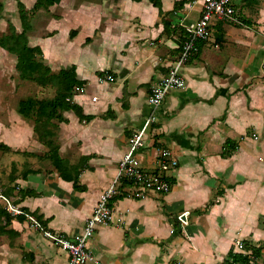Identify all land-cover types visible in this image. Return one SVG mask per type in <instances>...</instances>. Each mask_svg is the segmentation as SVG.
<instances>
[{
	"label": "crops",
	"instance_id": "1",
	"mask_svg": "<svg viewBox=\"0 0 264 264\" xmlns=\"http://www.w3.org/2000/svg\"><path fill=\"white\" fill-rule=\"evenodd\" d=\"M18 1L29 10L36 0H0V17L8 30L11 24L20 33ZM154 1L58 0L31 17L28 45L40 47L39 59L53 74L74 66L84 83L71 101L94 116L80 121L66 110L61 112L65 122L51 120L63 159L77 164L89 156L78 176L79 190L59 176L34 122L17 112L18 103L7 113L10 127L0 131V147H9L2 152L27 156L21 177L0 189V195L26 213L41 215L53 231L71 237L81 231L116 177L129 137L142 127L150 88L176 57L183 27L199 17L200 1L159 0L163 15ZM175 2H180L176 8ZM233 4L235 18L213 21L210 38L199 42L182 69L183 87L167 93L146 131L139 154L143 166H154L156 146L169 148L179 160L171 189L142 197L124 189L116 195L111 220L97 225L87 241L93 259L86 264H223L229 251L241 253L233 249L236 239L259 247L258 257L246 248L254 257L249 261L264 264V0ZM0 52L3 59L11 58L20 78L16 56L1 47ZM105 71L113 75L112 82L101 80ZM226 139L238 147L222 157ZM0 209H5L2 198ZM184 212L187 223L181 224L178 216ZM12 216L8 232L0 235V250L26 251L30 259L33 255L46 264H68L66 251L26 218Z\"/></svg>",
	"mask_w": 264,
	"mask_h": 264
},
{
	"label": "built area",
	"instance_id": "2",
	"mask_svg": "<svg viewBox=\"0 0 264 264\" xmlns=\"http://www.w3.org/2000/svg\"><path fill=\"white\" fill-rule=\"evenodd\" d=\"M200 1L201 9L199 17L193 23L183 27L184 33L181 35L178 43V53L176 57L167 66L166 74L150 88L147 96V105L149 113L142 125L128 139V149L119 160L117 166V175L110 185L100 194L97 203L83 225L81 231L71 237L64 233L53 231L44 227L42 223L31 213L24 212L21 208L14 206L5 197L0 195L5 202V209L10 214L24 215L28 223L39 231L52 244L64 250L68 254V264H86L93 259L87 250V241L93 235L95 228L99 224L107 223L111 220L112 207L111 200L124 189L126 192L142 197L148 193L165 194L172 185V173L178 167V158L173 152L165 146L155 147V163L149 168L141 164L139 154L141 153L146 131L156 121V111L161 105L167 93L172 89H179L184 85L182 69L189 57L197 51L199 41H206L211 36V26L214 20L224 21L235 18V8L233 0H197ZM264 70V59L261 63ZM102 81L112 82L113 75L105 71ZM81 87L75 86L74 92H78ZM95 99V97H93ZM186 214L178 216L181 224H186ZM233 249L248 255L252 260L251 251L245 247L242 239H236L233 243ZM94 264H104L99 260H94ZM169 264H184L181 260H174ZM223 264H237L232 260L224 261Z\"/></svg>",
	"mask_w": 264,
	"mask_h": 264
},
{
	"label": "trees",
	"instance_id": "3",
	"mask_svg": "<svg viewBox=\"0 0 264 264\" xmlns=\"http://www.w3.org/2000/svg\"><path fill=\"white\" fill-rule=\"evenodd\" d=\"M55 1L58 0H36L33 7L29 10H27L23 4L18 1V12L23 24V29L20 33H17L15 28L9 24V32L7 34L0 35V47L16 56V69L20 78L32 80L41 86H46L49 83L53 84V82L57 85V90L52 98L33 99L28 97L20 100L18 102L17 112L25 119H30L34 122V131L37 134L38 139L48 147V152L45 156L50 159L59 176L64 180L72 182L73 188L75 190H79L83 187L78 184V176L81 169L87 167L86 163L89 156L80 157L77 164H69L67 160L63 159L59 155L58 145L53 140L54 130H52L49 126L53 129L57 127L56 124L51 122L53 119L65 122L66 119L62 117L61 112L66 110H73L80 121L88 122L94 117L93 115L84 114L81 107L71 101L74 87H82L84 82L77 79L74 66L67 69H61L56 74L51 73L50 68L44 64L41 59H39L42 55L40 47L29 46L26 35L27 30L31 27L30 20L33 14L39 11L49 10V7ZM154 4L158 7L160 15H163L159 0H155ZM179 4L180 2H175L174 8H176ZM1 12L2 4L0 3V15ZM163 25L164 29H166L167 22L164 21ZM237 147L238 144L236 141L226 139L221 156H231ZM4 148L9 150V147L5 145ZM19 193H21V195H34V193L27 190H19ZM33 215L42 223L44 227H46V220H43L41 215ZM2 217L4 218L3 222ZM12 218L13 216L5 209H0V235L8 232L5 227ZM15 218L17 220L25 219L24 215H16ZM245 247L252 248L254 256L258 257L260 255L259 247H252L247 242H245ZM227 254V260H232L237 264H250L249 257L246 254L233 253L232 251H229Z\"/></svg>",
	"mask_w": 264,
	"mask_h": 264
},
{
	"label": "rangeland",
	"instance_id": "4",
	"mask_svg": "<svg viewBox=\"0 0 264 264\" xmlns=\"http://www.w3.org/2000/svg\"><path fill=\"white\" fill-rule=\"evenodd\" d=\"M6 1L7 0H4V2ZM7 18L9 19V17ZM2 19L4 18L0 17V35L5 33L3 31L4 29L7 33L9 31L7 24L4 23V20ZM12 62L11 58L3 59L0 54V112H4L5 114L0 121V131H3V133L5 132V128L7 129V127H10L11 125V119L8 120L7 118L13 113L19 100L27 97L48 98L54 95L57 90V85H55L54 82L53 84L49 83L42 87L32 80H22L14 73ZM27 122L29 124L33 123L32 120H28ZM15 123L18 122L15 121ZM49 127L52 130H55L51 126ZM2 151H5V149L0 147V189L4 191V188L7 187V185H10L15 179L21 177L22 171L25 168L24 162L27 156L19 151H13L11 153H9L10 151L8 153ZM14 153L18 155L16 158L12 156ZM13 184H16V182ZM35 236L37 237L38 235ZM2 242L3 240H0V244H2ZM262 248H264V246H262ZM42 261L43 260L40 259H38V261L35 260L33 255L32 259H30L29 253L26 251L7 252L3 249L0 250V264H46ZM253 262V264H261L257 260H253Z\"/></svg>",
	"mask_w": 264,
	"mask_h": 264
}]
</instances>
